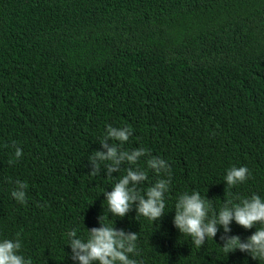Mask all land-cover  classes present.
Returning a JSON list of instances; mask_svg holds the SVG:
<instances>
[{
	"label": "trees",
	"instance_id": "obj_1",
	"mask_svg": "<svg viewBox=\"0 0 264 264\" xmlns=\"http://www.w3.org/2000/svg\"><path fill=\"white\" fill-rule=\"evenodd\" d=\"M108 125L132 129L124 150H147L132 166L147 172L141 194L169 179L147 161L169 165L160 220L107 212L129 167L89 174ZM233 166L249 177L227 188ZM193 192L211 200L209 218L227 200L264 199V0H0V241L19 234L32 264H79L67 234L86 240L104 216L138 235L136 264H264L223 252V226L199 248L180 233L175 205ZM259 227L233 220L228 235Z\"/></svg>",
	"mask_w": 264,
	"mask_h": 264
},
{
	"label": "clouds",
	"instance_id": "obj_2",
	"mask_svg": "<svg viewBox=\"0 0 264 264\" xmlns=\"http://www.w3.org/2000/svg\"><path fill=\"white\" fill-rule=\"evenodd\" d=\"M133 131L130 127L107 126V132L100 144L106 151H97L89 158L92 165L91 176L100 174L101 165L107 168L109 180L113 179L112 173L121 172V165L127 164L126 174L118 179L111 192H105L107 197V212L112 217L124 218L135 209L137 217H144L151 222L160 220L164 215L165 193L168 192L171 183L170 167L165 160L152 157L147 161L148 168L154 170L157 175H168L169 179H159L148 187L146 193L138 191V185L148 178L147 172L138 165L140 158L148 155L144 148L124 150ZM111 141V144L109 143ZM23 155L21 149L15 151V159ZM12 163V161H10ZM249 177L247 167L233 166L227 171L225 183L227 188L244 183ZM27 184L17 182V187L12 192L13 198L19 203L26 202ZM211 200L202 198L199 192L184 193L175 205L174 225L182 235L190 236L196 247H201L207 239H214L218 233V225L223 226L225 235L222 250L229 254L237 250L248 253L255 260L264 261V199L253 194L250 198L233 203L227 200L218 215L213 214L209 218ZM105 215V214H104ZM99 228L88 230L87 239L77 238L76 230L70 231L69 247L71 259L79 264H136L130 259V254L137 253L136 241L138 235L126 232L123 229L102 223ZM244 229H252L260 224L246 241L239 236L228 235L231 232L229 225L232 221ZM22 243L17 234V239H4L0 241V264H32L31 258H25L20 254Z\"/></svg>",
	"mask_w": 264,
	"mask_h": 264
}]
</instances>
